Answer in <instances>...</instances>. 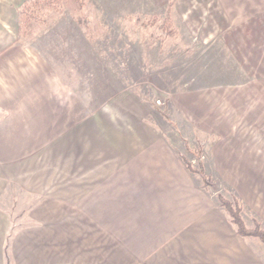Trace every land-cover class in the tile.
<instances>
[{"label":"crops","instance_id":"0c3cea01","mask_svg":"<svg viewBox=\"0 0 264 264\" xmlns=\"http://www.w3.org/2000/svg\"><path fill=\"white\" fill-rule=\"evenodd\" d=\"M29 1L0 0V246L12 263L263 264L249 241L257 237L237 233L137 96L116 95L90 113L25 44ZM235 5H225L231 28H254L263 11ZM208 100L187 92L171 103L195 123Z\"/></svg>","mask_w":264,"mask_h":264},{"label":"rangeland","instance_id":"374dc122","mask_svg":"<svg viewBox=\"0 0 264 264\" xmlns=\"http://www.w3.org/2000/svg\"><path fill=\"white\" fill-rule=\"evenodd\" d=\"M231 4L264 12V0H46L23 36L90 113L116 95L137 96L180 159L196 170L202 163L210 194L237 204L247 228L264 230V13L254 28H231ZM187 92L209 95L195 123L171 103ZM257 239L249 241L264 261ZM12 258L0 246V264Z\"/></svg>","mask_w":264,"mask_h":264},{"label":"trees","instance_id":"16d2710c","mask_svg":"<svg viewBox=\"0 0 264 264\" xmlns=\"http://www.w3.org/2000/svg\"><path fill=\"white\" fill-rule=\"evenodd\" d=\"M45 1L46 0H31L23 6V8L20 11V28H19L20 36L25 35V33L29 30L30 22L36 18V15L34 14V10L38 8L42 4V2H45ZM182 160H183L185 167L190 172L198 173L202 176V178L204 179L203 188L207 190L209 188V180L204 174L202 163H199V170H196L185 159H182ZM218 199H219L220 205L226 210V212L231 217L233 224L236 226L237 233L240 236L258 237L264 243V230H262L259 225H257L256 228L254 229L247 228L240 214V211H241L240 207L237 204L233 205L232 202L225 199L223 196H219Z\"/></svg>","mask_w":264,"mask_h":264}]
</instances>
